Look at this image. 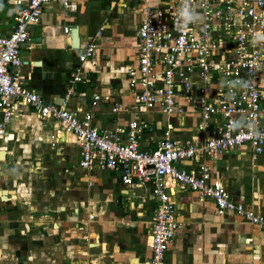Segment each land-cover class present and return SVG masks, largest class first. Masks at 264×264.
Instances as JSON below:
<instances>
[{"label": "crops", "instance_id": "1", "mask_svg": "<svg viewBox=\"0 0 264 264\" xmlns=\"http://www.w3.org/2000/svg\"><path fill=\"white\" fill-rule=\"evenodd\" d=\"M158 0H59L45 2L37 23L29 25V47L20 50L23 85L45 102L64 105L77 116L90 111L96 128L122 129L142 119L141 149L154 146L165 118L140 110L130 94L125 69L135 64L136 26L145 4ZM14 6L0 0V35L13 26ZM63 27L68 31L63 32ZM80 44L72 48L69 31ZM93 42L90 56L79 62L81 46ZM77 70V71H76ZM76 73L79 80L71 81ZM260 124L264 125V71L258 72ZM69 90V91H68ZM68 91V95L65 94ZM99 100L90 105L92 96ZM118 104L116 111H111ZM172 135L193 134L196 116L172 117ZM211 119L203 139L216 125ZM57 123L15 106L0 134V264H146L154 200L150 183L123 185L117 171L77 165L75 137L62 132L51 138ZM117 136L123 140L124 133ZM197 139V140H198ZM209 168L229 195L264 215V146L252 155L250 146L215 156L179 162ZM178 223L166 258L174 264H264V232L226 213L217 215L210 198L178 183L168 188ZM91 216V217H89Z\"/></svg>", "mask_w": 264, "mask_h": 264}, {"label": "built area", "instance_id": "2", "mask_svg": "<svg viewBox=\"0 0 264 264\" xmlns=\"http://www.w3.org/2000/svg\"><path fill=\"white\" fill-rule=\"evenodd\" d=\"M10 1L13 26L0 35V134L15 106H25L40 119L57 123L51 138L62 132L75 137L79 168L94 165L117 171L123 185L149 182L155 206L146 264H174L166 258L178 227L168 194L170 184L210 198L217 215L234 214L264 232V215L233 199L220 180L211 176L208 166L202 162L194 168L177 165L241 145L250 146L252 155L262 151L258 72L264 71V0H158V6L140 8L135 64L125 69V77L135 107L165 118L150 149L138 144L141 134L151 131L147 121L128 120L123 130L96 128L90 111L77 116L65 107L64 100L61 104L45 102L23 85L18 68L21 48L29 47L27 27L38 22L41 7L49 0ZM59 2L67 4V0ZM93 49V42L84 43L77 60L83 61ZM76 71L71 81L79 80ZM98 100L99 95H93L90 105ZM117 109L114 104L111 111ZM184 113L196 116L193 134L174 136L170 118ZM213 118L214 128L198 139L197 134L204 133ZM118 132L124 133L123 140Z\"/></svg>", "mask_w": 264, "mask_h": 264}, {"label": "water", "instance_id": "3", "mask_svg": "<svg viewBox=\"0 0 264 264\" xmlns=\"http://www.w3.org/2000/svg\"><path fill=\"white\" fill-rule=\"evenodd\" d=\"M69 34H70V37H71V40H72V48H77L78 45L80 44L81 38H79V35H77L78 33H77L76 28H72L69 31Z\"/></svg>", "mask_w": 264, "mask_h": 264}]
</instances>
